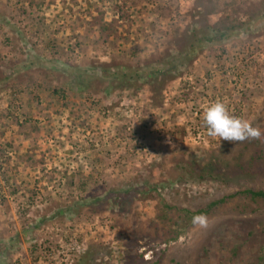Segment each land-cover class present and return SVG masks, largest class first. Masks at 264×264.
I'll return each mask as SVG.
<instances>
[{"label":"rangeland","instance_id":"1","mask_svg":"<svg viewBox=\"0 0 264 264\" xmlns=\"http://www.w3.org/2000/svg\"><path fill=\"white\" fill-rule=\"evenodd\" d=\"M217 101L264 133V0H0V264H264V136Z\"/></svg>","mask_w":264,"mask_h":264},{"label":"trees","instance_id":"2","mask_svg":"<svg viewBox=\"0 0 264 264\" xmlns=\"http://www.w3.org/2000/svg\"><path fill=\"white\" fill-rule=\"evenodd\" d=\"M228 29H232V28H226L225 30H223V29H215V31L217 33L219 32V34H220L219 38H224V37H226V35L228 33V31H227ZM214 36H217V35H214ZM209 40L212 41L213 39L210 38ZM171 65L169 66V68H167L164 71L161 70V69L156 70V71L152 70L153 71L152 74L154 75V78H151L150 84L153 87H154L155 84L159 83V81L161 80V78H163V76H168V75H171V74L173 76V74L174 75L178 74L177 73V68L175 67L176 64H174L172 66ZM100 70L101 71L104 70L103 76L105 77L106 74L108 73V70H106L104 67H101ZM113 72H114L112 74L113 76H118L119 75V74H117V72H115V71H113ZM118 77H120V76H118ZM181 169H182V175L184 177H187V179H189V177H191L192 179L197 178L199 181H202V180H204L207 177H210V176L213 177L214 176V173L211 172V170H209V168H205L204 167V168L200 169L197 159L183 162L181 164ZM242 194H245L247 197H249L252 200H257V199H263L264 200V190L263 189H256V190H254V189H246V190H244L242 192ZM121 196L122 195H121L120 192H116L113 195H110V198L113 199L115 202H119V204H120L121 203L120 201L122 199ZM99 199L100 198H96L94 200V203L95 204L99 203V201H100ZM225 201H226V197H224L222 199H219V200H216V201H212L205 208H200V209H197V210H191V209H188V208H179L178 206H172V205H169V204L165 203V205H164L165 210L164 211L168 212L171 209H177L181 213H183V215H185V217L188 220V224H190V223H193V217H200V216L208 215L216 207H218L221 204L225 203ZM73 207H75V206H73ZM73 207H69V208H73ZM175 228L178 229V227H175ZM182 230L183 229L177 230V232L175 231L176 234H175V236H173V238H178V236L183 232ZM143 256L144 255L141 254L140 258H143Z\"/></svg>","mask_w":264,"mask_h":264},{"label":"clouds","instance_id":"3","mask_svg":"<svg viewBox=\"0 0 264 264\" xmlns=\"http://www.w3.org/2000/svg\"><path fill=\"white\" fill-rule=\"evenodd\" d=\"M203 120L209 136L219 137L234 144L259 140L264 136L261 129L253 126L248 120L231 115L227 106L221 101L214 102L204 110ZM199 219L200 217H193V222Z\"/></svg>","mask_w":264,"mask_h":264}]
</instances>
